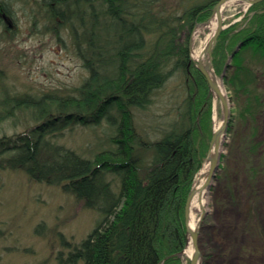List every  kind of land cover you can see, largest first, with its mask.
<instances>
[{"label": "trees", "instance_id": "1", "mask_svg": "<svg viewBox=\"0 0 264 264\" xmlns=\"http://www.w3.org/2000/svg\"><path fill=\"white\" fill-rule=\"evenodd\" d=\"M158 1L41 0L37 10L44 27L58 38L60 31L65 30L81 65L89 69L88 75L77 88L76 96H0V120L23 110L40 121L32 135L24 132L9 142L0 139V167L20 168L36 180L59 184L99 212L95 226L78 243L59 237L67 250L56 252L58 264H158L166 256L162 264L179 261L177 252L185 243L183 203L204 155L195 148L193 138L199 135L204 140L206 133L189 127L181 130L175 125L160 138L142 142L131 125V105H127L138 103L147 90L160 86L171 71L186 70L187 66L191 72L189 80L207 94L204 78L188 64L186 44L174 47L178 34L174 27L190 24L195 17L206 18L217 0L205 3L206 14L201 13L203 5L197 1L183 5L179 12L156 10ZM0 9L14 21L11 9L1 4ZM247 13L244 21L248 18L254 29L236 35L232 24L218 35L212 50L215 68H221L232 46L240 42L226 64L224 83L238 107L235 123L246 127L247 121H253L263 107L260 79L264 77V0L251 4ZM147 44L150 47L146 50ZM112 106L120 114L118 122L108 111ZM190 107L194 112L195 103L190 102ZM105 114L115 127L110 137L115 147L98 151L93 158H83L44 139L48 132L71 121H97ZM184 115L194 120V113ZM230 130L231 126L227 131ZM257 134L254 126L246 137L254 150L263 143L254 140ZM135 146L148 153L144 173L135 170ZM6 150L9 154L1 161ZM247 160L249 175L261 171L256 161ZM104 168L121 174L117 191L104 176ZM201 264L206 261L202 259Z\"/></svg>", "mask_w": 264, "mask_h": 264}, {"label": "rangeland", "instance_id": "2", "mask_svg": "<svg viewBox=\"0 0 264 264\" xmlns=\"http://www.w3.org/2000/svg\"><path fill=\"white\" fill-rule=\"evenodd\" d=\"M5 1L10 2L8 7L17 15L13 17L14 33L4 30L3 21L0 24V88L12 94L18 91L36 95L45 91L75 92L87 71L76 56L65 30L60 31L58 38L47 31L41 16H32L38 0L36 4L35 0ZM194 1L210 2L159 0L156 10L179 12L186 5L183 2ZM247 9L238 1L225 4L221 10L224 29L234 24L236 35L253 30L254 23H249L248 18L244 21ZM209 15L210 11L206 18L198 17L195 26L193 22L175 24L174 32L178 34L174 47L187 43L189 36L193 35L192 48L200 49L210 33L209 26L204 23ZM0 16L2 19L4 15L0 13ZM229 62L227 56L220 64L221 69H225ZM190 84L185 82L183 72L173 70L152 91V103L148 107H131L135 134L148 141L156 140L169 124L177 126V118L181 117L177 106L184 105L189 99L195 103L198 112L194 114V122L198 120L201 127L206 128L204 140L199 135L196 137V145H202L205 156L210 131L214 122L220 121L219 105L209 93L200 92L194 80ZM260 85L264 88V77H261ZM228 102V127L231 126V130L223 141V157L199 227V246L206 264H264V98L259 115L253 121L248 120L247 127L240 123L236 125L238 107L234 100ZM115 113L113 110L110 114L117 115ZM92 121L66 124L58 142L93 158L98 150L108 146L105 131L110 134L114 126H106L107 119L98 123ZM33 124L27 111L18 110L0 120V139L8 141ZM254 126L258 128L254 140H263L261 147L255 150L246 139ZM147 155L143 159L149 158ZM247 159L256 161L261 171L249 175ZM203 163L204 157L201 166ZM98 218L97 210L85 207L83 200L59 186L30 179L20 170L0 169V264H58L56 252L67 250L60 244L59 237L63 236L71 244L77 243ZM188 261L189 256L182 252L176 264H188Z\"/></svg>", "mask_w": 264, "mask_h": 264}, {"label": "bare ground", "instance_id": "3", "mask_svg": "<svg viewBox=\"0 0 264 264\" xmlns=\"http://www.w3.org/2000/svg\"><path fill=\"white\" fill-rule=\"evenodd\" d=\"M40 1L41 0H38V3L37 4H39L40 3ZM233 1H238V2H241V1H239V0H230V1H228L227 3H225V4H228V3H230V2H233ZM36 2H37V0H35V4H36ZM217 2V1H216ZM215 2V3H216ZM259 2V1H258ZM184 4H186L187 5V3L186 2H183ZM203 6H202V9L200 10L201 11V13L202 14H206V12L208 11V5L207 4H205L206 2H200ZM214 3V4H215ZM242 3L244 4V6L246 7H249L248 5H247V2H243L242 1ZM256 3V2H255ZM0 4L2 5V7L4 6V7H6V9L8 10V9H10L8 6H9V4H10V2H8V3H6V1L5 0H0ZM224 4V5H225ZM254 4V3H253ZM223 5V6H224ZM38 6V5H37ZM214 6V5H213ZM212 6V7H213ZM212 7H211V10H212ZM223 8V7H222ZM3 9V8H2ZM36 12H34V13H32L33 15L32 16H41V12L40 11H38L37 10V7H36V10H35ZM0 12H2L1 11V9H0ZM2 14V13H1ZM40 14V15H39ZM210 14H211V12H210ZM17 14H15V13H13V16H16ZM42 16H43V13H42ZM210 16V15H209ZM3 18L0 20V21H3L4 23H3V26H4V30L6 31V30H9V32H12V33H14V30H15V27L13 26V21L11 20V18H9V17H7V16H2ZM197 20V17H195L194 19H193V25L195 26L196 24H198V22L196 21ZM8 23H11L10 24V26L8 25ZM206 25H208L209 26V29H210V33L213 31V29L215 28V19L214 18H212V19H210V21L206 24ZM224 28H222L221 29V31L219 32V34L222 32V30H223ZM210 33L208 34V37H209V35H210ZM218 34V35H219ZM193 35H190L189 36V38L187 39V43H185L186 44V47H187V50H188V64L189 63H191L193 66H194V68L197 70V72L199 73V74H201V76L204 78V81H205V84H206V89H205V91H206V93H209L210 95H211V97L212 98H214V99H216L217 101H218V105H219V99H218V97L217 96H215L214 94H213V92L210 90V87H209V85H208V82H207V80H206V78L204 77V75L198 70V68L196 67V65H195V63L198 61V59H199V57H201V50H202V47L204 46H202L200 49H196V50H193V48H192V40H193ZM208 37L206 38V40L208 39ZM218 37V36H217ZM216 40H217V38H216ZM216 40H215V42H216ZM151 41V40H150ZM149 41V42H150ZM206 42V41H205ZM215 42H214V44H215ZM239 43L240 42H237L235 45H233L232 46V48H231V50H230V53H229V57H230V59H231V57H232V55L231 54H233L236 50H237V48L239 47ZM182 44V43H181ZM214 44H213V46H214ZM189 46H190V48H189ZM150 47V44H147V46H146V50L148 49ZM145 50V49H144ZM212 50H213V47H212ZM135 51V50H134ZM150 51V50H149ZM136 52V51H135ZM231 55V56H230ZM136 60L138 59L137 58V55H134L133 56ZM83 67V66H82ZM212 67H213V70H214V72H215V74H216V77H217V82H218V86H219V88H220V90L223 92V93H225V95H226V97H227V100L229 101V100H231V91H230V89H228V87L226 86V84L224 83V74H225V69H221V68H217L218 70H219V72H218V70L215 68V66H214V64H213V59H212ZM221 69V70H220ZM85 70L87 71V74H86V76L88 75V71H89V69H86L85 68ZM175 71H177V70H175ZM179 71H181V72H183V74L185 75V82L186 83H188V85L190 84V80L188 79V77H191V72H190V68L187 66L186 67V70H183L182 68H180V70ZM102 72V71H101ZM172 72V71H171ZM83 81V80H82ZM163 83V82H162ZM161 83V84H162ZM160 84V85H161ZM186 85V84H185ZM1 86V85H0ZM80 86V85H79ZM187 86V85H186ZM159 87V86H158ZM157 87H155V88H150L149 90H147L146 91V93L144 94V96H143V98H141L140 100H139V102L138 103H136V104H130V103H128V105L127 106H130L131 105V107H139V108H144V107H148V105L149 104H151L152 103V96H151V93H152V91L154 90V89H156ZM0 89H2V88H0ZM4 90L5 89H2V91H1V94L3 95V97H8L9 99H11V98H17V97H20V96H31V97H39V96H41V95H44V94H55V95H58L59 97H63L64 95H67V94H73V95H78L77 93V89H76V91L75 92H73V93H71V92H64V91H60V90H58V91H45V92H42L41 94H30V93H28V92H26V91H22V92H20V91H18V92H14L15 94H12V93H10V92H8L7 91V89L5 90L6 92H4ZM3 93H6V95H4ZM190 100L189 99H187V100H185L184 101V105H182V106H180V104H178V110L179 111H181V117L180 118H177V120L179 121V123L177 124V125H179V126H176V127H178V129H181V130H183V129H187V127H189V128H191V129H193L195 132H197V133H201V132H204L205 130H206V128L205 127H201V124H199V122H198V120H197V122H194V120H191V118L189 119L188 117L186 118V116L184 115V113L187 115V116H189L190 115V113H198L197 112V109H194V112H192V109H191V107H190ZM115 106V105H114ZM229 107H230V105H229ZM117 108L116 107H111L110 108V110L111 111H113L114 110V112L116 111V113L115 114H117V115H115V120H116V122H118L119 120H120V114L117 112V110H116ZM128 109H130L131 110V108H128ZM181 109H183V110H181ZM110 110H108L109 111V113H111V111ZM219 110H220V105H219ZM200 111V110H199ZM183 112V113H182ZM116 116H118V119L116 118ZM229 117H230V111H229ZM31 118H32V116H31ZM33 119V118H32ZM103 119H107L108 121H107V125L106 126H109L110 127V125H111V123L109 122V118H108V116L105 114V115H102L100 118H98L97 119V121H92V123H98V122H100V121H102ZM90 120H92V119H90ZM228 121H229V118H228ZM33 122H34V124L33 125H31L29 128H27L28 130L27 131H25V133L24 132H21L20 134H26V135H32V133L34 132V129H36V127L39 125V123H40V121L38 120H34L33 119ZM72 122V121H71ZM70 122V123H71ZM76 122V121H75ZM86 122V121H85ZM89 122V121H88ZM130 122H131V125H132V127L135 129V126H134V124H133V119H132V117L130 118ZM191 122L193 123H196V125H194V124H191ZM41 123L43 124L44 123V121H41ZM219 123H220V121L219 122H217V121H215L214 122V126L212 127V129H211V131H210V136H209V140H208V145H207V150H208V147H209V141H210V137H211V134H212V131L214 130V129H216V127L219 125ZM50 125V124H49ZM49 125H47L46 124V127L47 126H49ZM199 125V126H198ZM105 126V127H106ZM113 126V125H112ZM65 126H62V127H60L59 129H57L56 131L54 130V131H52V132H48L47 133V135L44 137V139L45 140H50V141H52L53 143H55V144H57V145H62L63 147H65V148H67V149H69V150H72L74 153H76V154H78L79 156H81V157H83V158H89V157H86V156H84V155H81L80 153H78L77 151H75L74 149H72V148H69V147H67V146H65L63 143H60V142H58V140H57V138L59 137V135H60V133H61V130H62V128H64ZM171 130V126H170V124H169V126H168V128H166L164 131H163V133L164 132H168V131H170ZM228 124H227V129H226V131H225V136L227 135V133H228ZM105 131V130H104ZM112 133H115V127H114V129L111 131V133L109 134V133H106V131H105V135H106V142H107V144H108V146L107 147H104V148H101L100 150H98V151H102V150H104V149H109V150H111L112 148H114L115 147V145H114V143L113 142H111V140H110V137H111V134ZM163 133L159 136V138L163 135ZM137 135V134H136ZM138 136V135H137ZM201 137V136H200ZM15 138L16 137H11V138H8V142L10 141V140H15ZM1 139H3V138H1ZM158 139V138H157ZM224 139H225V137H224ZM141 140H142V142H151V141H153V140H151V141H148V140H146V139H142L141 138ZM193 140H194V146H195V148L197 149V150H200V151H202V145L200 144V146H197L196 145V138H193ZM16 141V140H15ZM12 142V141H11ZM143 145V144H142ZM136 151H137V156H136V162H135V170L139 173V171H141L142 173H144V172H146L147 171V168H145L146 167V165H145V158L143 159V157H145V153H144V151H143V149H142V147H140V148H138L137 149V146H135V151L133 150L132 151V155L134 156L135 154H136ZM97 153V152H96ZM142 153H144V155L142 156ZM9 154V152H8V150H6V151H3L2 152V154H1V161H4V159L5 158H7V157H4V156H6V155H8ZM141 155V156H140ZM206 155H207V151H206V153H205V156L203 155V157H204V160H205V158H206ZM139 156H140V158H139ZM221 157H223V149H222V151L220 152V159H219V162H218V167H217V169L219 168V165H220V160H221ZM200 158V157H199ZM202 159L203 158H201L200 160H201V162H202ZM201 162H200V165H199V167L197 168V170L194 172V174H193V176H192V181H193V183H192V185H193V187H194V192L192 193V196H191V199H190V201H189V203H188V219H187V222H188V225L189 226H194V225H196V221L198 220V217H199V214H200V211H201V209L203 210V211H206V206H207V203H208V201H209V194H210V189H211V186L214 184V179H215V177H216V172H217V169H216V171H215V173H214V175L212 176V179L209 181V184H208V187H204L203 188V186H202V184L204 183V181H205V175H204V171H205V169H206V165L203 163V165L201 166ZM200 168V169H199ZM0 169H13V170H20V171H23L22 169H20V168H11V167H0ZM198 169H199V171H198ZM103 173H104V176L106 177V179L110 182V184L112 185V188H113V190L114 191H117L118 190V188H119V185H120V180H121V174H119V173H115L114 171H112V170H110V169H106V168H104L103 170ZM24 173H25V171H23ZM26 175H27V177L28 178H30V179H34V178H32V177H30L27 173H25ZM35 181H39V182H41V180H36V179H34ZM44 182V181H43ZM46 183V182H45ZM48 184H52V183H48ZM53 185H57V186H59L62 190H63V188L59 185V184H53ZM191 185V186H192ZM190 186V187H191ZM190 187H189V189H190ZM209 188V189H208ZM189 189H188V191H189ZM63 191H65V190H63ZM188 191H187V193H186V196H187V194H188ZM67 192V191H66ZM186 196H185V199H184V203H183V219H184V225H185V210H184V208H185V203H186ZM85 205V204H84ZM85 207H87L86 205H85ZM89 209H91V210H96V209H94V208H92V207H88ZM197 212H199V214H198V216H197ZM99 213V212H98ZM205 214H206V212H205ZM205 216V215H204ZM204 218V217H203ZM202 218V219H203ZM202 219H201V221H202ZM98 220V219H97ZM97 220H95V222H94V224H93V227L95 226V224H96V222H97ZM201 221H200V224H201ZM200 224H199V227H200ZM92 227V228H93ZM91 228V229H92ZM91 229L88 231V233L91 231ZM198 231H199V229H198ZM87 233V234H88ZM86 234V235H87ZM86 235L84 236V237H86ZM83 237V238H84ZM82 238V239H83ZM81 239V240H82ZM79 242V241H78ZM77 242V243H78ZM197 246H198V249H199V251H200V260H199V263L198 264H201L202 263V259H203V255H202V252H201V250H200V246H199V238H198V234H197ZM183 248H184V250H183ZM183 248L179 251V252H177V254H178V256H181V254H182V252H184L187 256H189V261H190V256H191V252H192V245H191V242H190V238L189 237H187V235H186V228H185V243H184V246H183ZM166 257H168V256H166ZM165 257V258H166ZM165 258H163V259H165ZM163 259L158 263V264H162L163 263ZM189 261H188V264H189Z\"/></svg>", "mask_w": 264, "mask_h": 264}, {"label": "water", "instance_id": "4", "mask_svg": "<svg viewBox=\"0 0 264 264\" xmlns=\"http://www.w3.org/2000/svg\"><path fill=\"white\" fill-rule=\"evenodd\" d=\"M228 1L230 0H217V2L212 7L209 18L204 21V23H208L210 19L214 18L215 28L210 33L208 39L206 40V42L204 43V46L202 47L201 57H199L198 61L195 63L198 70L206 78L208 85L210 87V90L213 92L215 96L218 97L219 105H220V123L216 127V129L212 131L210 141H209V147L207 150V155L204 160L206 169L204 171L205 181L202 184L203 188L208 187L209 181L212 179V176L214 175L218 167L217 165L220 159V152L222 151V148H223V141H224L225 131L227 129L228 118H229V102L227 100L225 93H223L218 86L217 77L212 67V47H213V44L219 32L221 31L222 28H224V24L222 23L221 10H222L223 5L227 3ZM239 1L247 2V5L249 6L260 0H239ZM194 190L195 189L192 185L186 196V203H185V208H184L186 235L187 237L190 238V242L192 245V252H191L189 264H198L200 260V251L197 246V234H198L200 221L205 215V211L201 209L198 220L196 221V225L192 227L188 225V222H187L188 203L191 199V196Z\"/></svg>", "mask_w": 264, "mask_h": 264}]
</instances>
